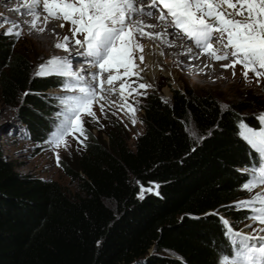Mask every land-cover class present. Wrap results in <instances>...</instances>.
Instances as JSON below:
<instances>
[{"label": "trees", "instance_id": "obj_1", "mask_svg": "<svg viewBox=\"0 0 264 264\" xmlns=\"http://www.w3.org/2000/svg\"><path fill=\"white\" fill-rule=\"evenodd\" d=\"M58 80L34 76L0 32V90L7 102L22 97L18 118L36 140L58 122L49 119L58 108L41 96L62 88ZM140 110L133 150L111 132L86 143L74 169L63 166L76 195L17 172L0 154V264H217L230 247L220 216L235 228L247 221L234 203L255 161L238 127L255 126L244 115L250 105L225 107L181 87L169 101L146 90ZM150 184L157 192L140 198L138 187Z\"/></svg>", "mask_w": 264, "mask_h": 264}, {"label": "snow or ice", "instance_id": "obj_2", "mask_svg": "<svg viewBox=\"0 0 264 264\" xmlns=\"http://www.w3.org/2000/svg\"><path fill=\"white\" fill-rule=\"evenodd\" d=\"M23 8L24 14L32 17L30 27L34 29L40 21L41 8L46 13L43 17L45 25L50 19L70 24L71 37L64 36L54 46L69 51V43L74 41V46L82 50L77 55L87 57V63L98 69L89 73V80L86 81L83 70L75 71L67 58L54 56L37 67L36 76L62 77L63 90L78 93L57 98L61 110L55 114L58 123L54 124L48 140L53 148L66 147L65 137L77 131L87 139L81 115L87 114L95 120V113L91 111L93 102L104 99L103 92L115 94L117 81H121L119 92L124 101L118 107L129 109L135 116V108L127 102L125 86L131 89L129 96L133 92L137 95L142 93L132 88L136 81L130 83L124 77L134 75L139 79L140 71H143L140 65L145 63V46L137 42V36L159 39L169 47L172 45L167 40L168 36L186 38L199 50V55H208L213 61L230 60L229 64L221 65L225 69L241 65L246 82L249 72L255 76L257 83L264 76V0H148L147 6L144 0H25ZM157 12L156 24L136 19L137 16L152 18ZM9 24L11 27L3 34L19 39L22 34L18 30L19 24L0 18V27ZM59 26L63 28L65 25L61 23ZM156 27H162L163 31H145ZM44 30L39 28L40 32ZM78 35L83 39L76 38ZM187 52L191 53L192 48H188ZM105 73L108 74L106 78ZM105 85L109 87L105 88ZM149 87V84H138L139 89ZM101 112H104L103 105ZM257 120L258 128L249 127L243 121L238 125L240 138L255 153L257 161L242 170L246 179L241 190L249 193L264 186V112L257 116ZM135 122L133 119L132 123ZM57 163L59 165L58 155ZM143 191L145 189L142 188L141 193ZM234 207L248 213L244 219L252 223L245 227L251 229V233L234 230L230 221L221 217L230 247L227 252L219 250L217 264H264V235H261L264 233V191L255 192L249 199L236 201Z\"/></svg>", "mask_w": 264, "mask_h": 264}, {"label": "rangeland", "instance_id": "obj_3", "mask_svg": "<svg viewBox=\"0 0 264 264\" xmlns=\"http://www.w3.org/2000/svg\"><path fill=\"white\" fill-rule=\"evenodd\" d=\"M20 2H22V0H20ZM5 10L6 8H3V11H0V18H7L13 22L11 18L5 16ZM28 17L30 16L25 15L22 18L25 22L24 24L27 23ZM153 18L154 17L151 19ZM40 19H43V16H41ZM147 19L150 18L147 17ZM64 25L65 26L63 28L60 26L58 27L61 28V35L57 42L61 41L64 36L71 37V32L69 31L71 25L65 23ZM8 27H11V25L9 24L0 27V32L4 33ZM29 28L30 27L27 29L29 30ZM161 29L163 28L161 27ZM21 33L22 34L19 39L15 38V36H11L12 40L17 43V50L26 56L31 69L33 70V74L36 76L35 71L37 67L48 60V57H46L45 54L46 51L42 49L43 47L40 48L36 43H34L35 39H33L31 33ZM51 33H53V31H51ZM55 37L56 36L54 35V41L57 40ZM76 38L83 39L82 36L79 35ZM71 42H73L72 45ZM71 42L69 43V51L54 48L55 54L59 56H79L77 55V52L80 51V49H78V46H74V41ZM44 48L46 49L47 47ZM138 61L139 60L136 61L137 64H139ZM73 62H76V60ZM76 68L80 70V68ZM136 70L138 69H134V71ZM95 71H98L97 68H94L93 72ZM120 71L123 72V69ZM221 71H229L228 76L222 74L221 78L218 77L206 80L199 77V75L195 73L193 77L183 81L176 80L171 74H160L152 80L148 76L146 68H144L143 71H140L139 79H137L134 75L125 77L124 79L129 80L130 83L132 81H136V83L132 84V88H136L139 93H142L141 95H137L133 92L132 95L129 96L128 92H130L131 89H128L127 85L125 86V96L127 97V102L132 104L135 108V116L133 117L131 111L127 108L121 109L115 105L104 104L100 99H98L93 102V105L91 106V111L94 112L96 116L95 120L87 114L81 115L87 139H84V137L77 131L74 135H68L65 137L67 143L66 147L59 148H53L48 143L49 139L47 138L36 140L28 131L26 125L20 121L18 118V106L21 104L22 97L19 96L17 99H14V101L7 102L0 90V154L4 159L10 161L14 165L17 172L25 175H31L42 180L55 181L63 187L67 193L76 195L78 194L77 186L73 183L70 177L67 176L63 166L65 165L74 169L77 159L84 151L85 144L90 142L104 143L107 140L108 133L111 132L119 133L121 138L126 141L128 147L133 150L138 136H140L144 131V125L142 122L143 114L140 109L143 106V99L145 97L146 90L155 92L159 94L162 99L169 101L172 97V90L185 87L190 91L209 95L225 107L235 105L237 103L248 104L250 105V110L246 111L244 115L252 117L256 122L253 128H258L259 121L257 120V116L264 112V76H262L259 83H257L255 76L249 72V80L246 82L242 75L244 69L238 65H236L235 68L229 67L227 69H221ZM233 72H235V76H233ZM107 75L108 74L105 73L104 78H106ZM47 77L58 78L59 76ZM60 78L62 79V77ZM58 82H62V80H58ZM117 82V92L115 94L108 92L103 93L119 97L118 101L123 104L124 101L121 100L119 92V84L121 81ZM139 83L149 84L151 87L147 89H139ZM104 87L107 88L109 86L106 87L105 85ZM66 93L67 92L64 91L62 87L59 89L49 90L41 96L51 100L53 102V108L60 109L61 105L57 98L66 96ZM101 105L104 106L103 113L101 112ZM49 119H56V115H51ZM133 119L136 121L135 124L132 123ZM187 130L192 138L199 140V137L192 126H188ZM74 136L76 138H74ZM57 155L59 156V165L57 163ZM142 188L145 189L143 193H141ZM138 189V196L141 198V194L145 195L149 193H156L157 185L150 184L146 187L139 186ZM148 189H151V191ZM260 191H264V189H255L254 193ZM254 193L242 190V197L239 200L249 199ZM225 219L229 220L232 224L230 219ZM251 223L252 221L248 220L242 224H235V226H237V230H242L244 233H251V229L245 227L246 224ZM253 227L260 226L253 225ZM261 235H264V233H261Z\"/></svg>", "mask_w": 264, "mask_h": 264}, {"label": "bare ground", "instance_id": "obj_4", "mask_svg": "<svg viewBox=\"0 0 264 264\" xmlns=\"http://www.w3.org/2000/svg\"><path fill=\"white\" fill-rule=\"evenodd\" d=\"M24 2L25 0H22V2H20V0H0V11H3V8H6L5 16L11 18L14 23L19 24L18 30L20 32L31 33L33 39H35L34 43H36L40 48L43 47L42 49L46 51L45 54L48 59L54 56L69 59L73 66V69L75 67V71L78 72L83 70L85 80L88 81L89 73L93 72L94 68H90V64L79 63V59H82L81 55L73 57L67 55L59 56L54 52V48H56L54 45L57 43L61 35V28H58L60 23L48 21V23L45 25L43 23V19H40V21H38L37 23V28L34 29L30 27V21L32 17H28L27 23L24 24L25 22L22 19L25 16L23 8ZM17 8H19L20 11H14V9ZM136 19H141L146 24L157 23V16H154L153 19H147L145 17H136ZM28 27H30L29 30L27 29ZM39 28H44L45 30L43 32H40ZM51 31H53V33H51ZM145 31L161 32L163 31V29H161V27H156L145 29ZM52 34L56 36V41H54V35ZM167 40L172 45L171 47H169L159 39H149L147 37L141 38L137 36V42L145 46V63L140 65V68H146L150 79L154 80L160 74H171L176 80L183 81H186L188 78L193 77L195 73L198 74L199 77L206 80L218 77L221 78L222 74L228 76L229 71H221V69H225L221 67V65L223 64L213 63L207 58L201 57L197 52L193 50L191 53H188L187 50L190 47L183 46L176 42L174 40V35L168 36ZM72 43L73 42H71V45ZM44 47L47 48L45 49ZM197 56L198 58H196ZM75 60L76 62H73ZM205 65L209 66L205 67ZM76 67L80 68V70ZM117 84L118 82H116L114 86L117 87ZM107 86L108 85H106V87ZM101 95L104 97V99L100 100L104 104L115 106L122 105L120 101H118L119 97H115L107 93H101Z\"/></svg>", "mask_w": 264, "mask_h": 264}, {"label": "water", "instance_id": "obj_5", "mask_svg": "<svg viewBox=\"0 0 264 264\" xmlns=\"http://www.w3.org/2000/svg\"><path fill=\"white\" fill-rule=\"evenodd\" d=\"M133 264H137V263H133Z\"/></svg>", "mask_w": 264, "mask_h": 264}]
</instances>
